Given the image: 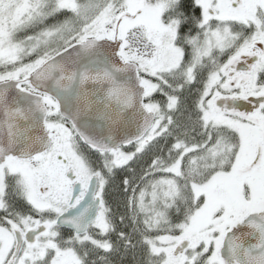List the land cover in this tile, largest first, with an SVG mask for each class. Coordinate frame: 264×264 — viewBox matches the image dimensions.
I'll return each mask as SVG.
<instances>
[{"label":"snow or ice","instance_id":"1","mask_svg":"<svg viewBox=\"0 0 264 264\" xmlns=\"http://www.w3.org/2000/svg\"><path fill=\"white\" fill-rule=\"evenodd\" d=\"M0 264H264V0H0Z\"/></svg>","mask_w":264,"mask_h":264}]
</instances>
